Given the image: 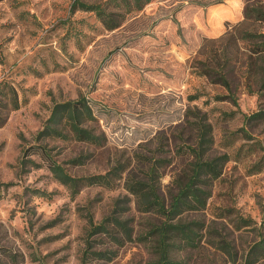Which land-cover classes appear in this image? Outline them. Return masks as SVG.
I'll return each mask as SVG.
<instances>
[{
  "label": "rangeland",
  "instance_id": "374dc122",
  "mask_svg": "<svg viewBox=\"0 0 264 264\" xmlns=\"http://www.w3.org/2000/svg\"><path fill=\"white\" fill-rule=\"evenodd\" d=\"M72 1L0 0V82L8 80L20 102L0 126V264H81L89 217L100 222L117 199L126 209L122 218L133 217L134 238L120 246L105 235L90 236L98 237L94 248L107 253L93 264H151L148 243L135 237L147 229L146 220L156 218L137 210L123 180L113 188L84 186L71 197L39 154L25 153L30 145L46 143L76 176L103 173L117 160L131 159L135 169V152L165 157L160 180L166 192L190 160L176 153L182 140L194 139L188 128L179 133L188 107L206 113L211 154L225 153L228 160L208 186L205 207L182 215L203 222L199 247L176 257L184 264H242L264 219V120L245 118L264 109V54L258 57L249 42L227 32L243 21L244 7L253 0H151L113 30L92 12H70ZM259 3L264 8V0ZM242 27L264 31V22ZM224 46L230 51L223 70L229 88L200 73L211 50L219 53ZM250 55L256 64L247 79ZM209 62L215 64L213 58ZM80 96L104 144L35 141L53 104ZM161 140L164 152L158 151ZM23 157L37 166L23 165ZM220 239L230 242L234 261L212 245Z\"/></svg>",
  "mask_w": 264,
  "mask_h": 264
},
{
  "label": "trees",
  "instance_id": "16d2710c",
  "mask_svg": "<svg viewBox=\"0 0 264 264\" xmlns=\"http://www.w3.org/2000/svg\"><path fill=\"white\" fill-rule=\"evenodd\" d=\"M151 0H95L87 2L84 0H73L70 5V12L80 9L92 12L101 21L106 30H113L120 26L125 18L137 11H140ZM261 0H253L246 3L243 10V21L237 23L227 34L230 37L247 41L251 44V51L264 54V31H249L243 29L244 23L261 21L264 22V8L259 3ZM241 27V28H239ZM228 44V43H227ZM229 46L222 47V50H211V53L202 62L201 74L219 81L223 86L229 88L227 72L223 71L230 59ZM215 60L211 65L208 60ZM222 61V62H220ZM264 63V56H263ZM255 59L250 55L246 60V78H250ZM261 75L260 91H264V64L259 68ZM250 88V87H249ZM20 106L16 88L6 79L0 82V126L4 123V116L7 112L17 109ZM247 120H264V109L245 116ZM96 119L90 105L85 97H78L75 100L55 102L51 108L48 118L37 131L34 139L40 142L44 139L54 140H75L94 146H102L106 141L102 131L92 126ZM193 131L194 139H188L176 147V153L180 156L190 158L186 167L179 173L172 176L171 183L167 186L166 192L161 186V168L168 163L165 157H155L143 153H134L136 168H131V159L126 161L117 160L110 168L103 173L76 176L68 172L50 153L46 143L30 145L25 155L37 153L47 162V166L53 178L62 184L74 197L84 186H104L113 188L119 181L123 180L124 189L135 199L137 210L142 213L154 215L156 220H146L147 229L136 235L140 241L148 243L154 259L151 264H184L178 259L177 254L185 249L199 247L204 229V224L199 219L186 220L182 215L188 211H199L206 205L210 196L208 186L217 179L228 155L211 154L214 143L212 126L208 122L206 113L196 107H188L185 111L184 124H181L179 133L185 129ZM242 132H246L242 129ZM181 133V134H182ZM180 134V136H181ZM181 138V137H180ZM162 140L158 144L159 152H164ZM79 161V158L74 159ZM21 163L37 166L33 161L21 158ZM257 167L256 170H259ZM44 195L43 191H37ZM164 192V193H163ZM122 199H117L112 211L104 216L98 223H93L89 217V237L85 241V250L81 264H93V260L106 258L105 250H96L94 243L97 238L90 239L92 235H105L117 245H123L126 241L133 240L134 227L131 225L133 217L122 218L126 211L120 206ZM247 222V221H244ZM261 233L259 240L254 242L247 250L242 264H255L264 259V219L261 222ZM214 244V245H213ZM218 250L226 253L235 260V251L230 242L220 239L212 242ZM1 262V261H0Z\"/></svg>",
  "mask_w": 264,
  "mask_h": 264
}]
</instances>
